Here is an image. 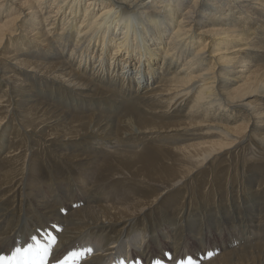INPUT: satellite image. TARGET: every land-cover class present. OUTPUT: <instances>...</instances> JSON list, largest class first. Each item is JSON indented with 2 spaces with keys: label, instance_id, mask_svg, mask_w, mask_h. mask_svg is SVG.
<instances>
[{
  "label": "bare ground",
  "instance_id": "bare-ground-1",
  "mask_svg": "<svg viewBox=\"0 0 264 264\" xmlns=\"http://www.w3.org/2000/svg\"><path fill=\"white\" fill-rule=\"evenodd\" d=\"M32 136L58 159L57 183L71 182L58 174L68 165L90 185L67 216L36 165L23 198L18 153L26 147L35 162ZM233 152L252 160V187L229 202L222 171ZM0 154V203L17 202L0 213V256L41 223L60 227L47 264L73 251L74 264H264V169L248 172L264 163V0H0ZM204 174L218 183L226 174L217 206L199 193L207 221L259 211L245 219L250 243L229 225L195 236L199 216H183L185 200L145 221L162 195L155 187L183 189ZM21 211L29 218L18 227Z\"/></svg>",
  "mask_w": 264,
  "mask_h": 264
},
{
  "label": "rangeland",
  "instance_id": "rangeland-1",
  "mask_svg": "<svg viewBox=\"0 0 264 264\" xmlns=\"http://www.w3.org/2000/svg\"><path fill=\"white\" fill-rule=\"evenodd\" d=\"M3 16H5V15H3ZM21 16H22V19H24L23 24H24V22L26 23V20L28 19L29 16H27V17H25V15L24 16L21 15ZM33 29L36 30L35 27H33ZM24 50L25 51H30V48H27V49L24 48ZM4 53L6 55H8V52L5 51ZM180 61H181V58H179V60L174 59L173 64H175L177 62H180ZM225 82L226 81L223 80L221 82V85L222 84H225ZM8 117L6 119L7 124L8 123H12L11 120L8 121ZM6 128H7V131L5 132V135L4 136L5 137H8V136H10V132H13V130H14L13 129V124L10 126V128H9V126H7ZM30 134L33 135V133H30ZM32 137H33V141H34V143L36 145L35 146L36 147L35 148L36 150L35 149L34 150L37 152L36 153V157H35V162L33 161L34 160V157H32V155L29 154L30 150H28V152L27 151L25 152V150H26L25 148L26 147L25 148L24 147L23 148L21 147L22 149L20 148L21 150L19 149V153H18L19 163L23 161L24 167H26L25 168V171L26 172H24L25 175L23 174L24 177L22 176V179H24V180H23V183L20 185L21 188H22V192L24 194L23 198L26 197V196H28V195H30L31 189H28V186H27L28 183H26V181L28 182V177H29L28 176V173L32 170V166H35L36 165L35 166L36 168H34L35 170H37V172L35 173L36 176H39V177L41 176V178H39V179H44L45 178L48 181L50 180V184L52 185V186L51 185L50 186L53 188V190H55V193L57 195L56 196V201L57 200L59 201L60 204H58V205H59V207H61V209H60L61 211L59 212V215L62 216V217L63 216H67L72 210L75 209L72 205L76 204L77 203V200L82 201V198H81L82 196H84V198H86V199H90L91 198L90 197V194H88V193H90L89 191H82V190H86L87 187L89 188L90 185L88 184L89 186L87 185V187L86 186H83L85 184H83L82 182L78 181L77 178H76L75 172H77V170L74 169L75 167L74 166L73 167H70L68 165L65 167L66 168L65 171H67V174L66 175L65 174L63 175L62 170L58 174H59V176H69L70 179H71V180L70 179L69 180L71 182L69 184L67 183L68 184L67 185L66 184V181L68 179H66L65 180V184H63V185L61 184V182L57 183L58 180L56 179V175H55V171L54 170H55L56 165H59L58 159L55 158L56 156L53 155V152L50 150V148L47 149V148H45L44 146L41 145V142L38 141V137H35V136H32ZM242 148H244V145H241L239 148H237L240 151H236V152H240L241 156H243V154L245 152V150L242 149ZM255 148L257 149V146H255ZM237 149H235V150H237ZM251 149L253 150V148H251ZM235 150H233V151H235ZM236 152H233L232 156L230 157V160H231L230 163L228 165L226 164L225 165L226 168L224 169V171H222V172H225V170L227 168H230V174L227 173V175H229L228 177L230 179L227 181L228 182V185H226L227 186L226 190L224 189V191L223 190L221 191L222 194H221L220 191L217 192L215 190L217 188H220L219 186H220V184L222 182H225L226 181L225 180L226 174H224V175L221 174V181H219L220 183H218L215 179L211 178V176H210V178H208V180L207 179L205 180V178H207V177H206V174H204L203 176H201L199 178V181L195 180V181H191V183L189 181V183H187L184 186L183 189L182 188L181 189H178V188L168 189V188H166V186L165 187L158 186V188L155 187V190H157L158 192L160 191V193H162V195H160V197H159V200L160 201L158 200L159 201L158 204L155 205L154 209L152 208L153 209L152 213H154V214L152 215V217H150L149 219H147L145 221L147 223H150V224L151 223H156L157 222L156 219L159 216L158 213L161 210H164V208H172V206H174V207L177 206L178 207V204L180 202H182L183 200H185V205L186 206L188 205L189 202L191 204H193V206L191 205L190 208H189V210L187 212H185L183 214V216H185V218H187L190 213L191 214L197 213V216H199L198 223L195 226H193V228H192V230L194 231V235L195 236L198 237V233L201 231V228H203V231H205V227H203V226H207V228L210 231L213 228H216L217 226H220V228H223L222 225H225V226L226 225H229L230 228H227V230H229V231L231 230L234 235H236V233H239L240 234V232H241V234L243 235V238H245L244 240L247 243H250L249 234H247V232H248V230H247V222H248V220L246 221L245 219L246 218L253 219V217H256L255 220L258 219L257 216L259 215L258 214L259 211H256L255 210V214H254L255 216H253L252 214L251 215H248L249 214L248 213L249 211L247 209V216L246 215H243V214L235 213L233 215V217L230 216L231 218L228 217L227 220L221 219L220 223H219V219L220 218L216 219V221L214 223H211V222L207 221L206 218L204 217L205 210H206V206L202 207V204H204L203 202H204L205 199H206L207 203H209L210 205H213V206L216 205L217 206L220 203V202H218V198L220 199V197H222V196H220V194L221 195H226L225 193L229 192V196H230L229 202H231V199L233 198V196L235 195V193H238L237 191H239V195L243 197V194L244 193H248V191L250 190L249 188L252 187L251 185H249V183L246 181V179H244V177H246V173H247V171H246V165L250 161L252 162V160L249 159V161H245V163H244V161L242 162V160L236 162V158H235V156H237L236 155ZM1 153H3V152H1ZM25 153H27V155H25ZM52 155H53V157H52ZM23 158H25V160ZM220 160H222V159H219L217 162L219 163ZM253 162L256 164L255 165V168H252V170H248V172L249 171H252V172L255 171V172H257L255 169H264V163H260V161H257V160H253ZM242 163H244V164H242ZM20 166H22V165H20ZM84 172H87V171L85 170ZM84 172H83V174L86 176V174ZM223 176H225V178ZM248 176L249 175H247V177ZM256 176L257 175L255 174V177ZM29 178L31 179V177H29ZM52 181H55V182H52ZM72 182H73V184H72ZM199 184H200V186H199ZM258 185L259 184L256 183L255 184V187H258ZM109 186L115 188L116 184L114 183V185H109ZM108 189H110V188H104V190H105L106 193L109 192ZM162 189H163V192H161ZM178 190H180L181 192L178 191ZM157 191H156L155 195H157V193H158ZM175 191H177V192L174 193ZM193 191H194V193H193ZM73 193H75V195ZM168 193H170V194H168ZM199 193H200V195H203V202L198 201V200L201 199V197L199 196ZM30 197H32V194H31ZM188 197H190V198H188ZM223 197H225V196H223ZM75 198H77V199H75ZM17 199H18V196H17ZM11 200H12V203H17L14 199H11V198H9L5 203H0V207H1L0 208V213L2 212V208L3 207H11V209L13 208V206H11ZM225 200H227V199H225ZM101 203H103V202H101ZM104 203L105 204L106 203H109V201H105ZM2 204H5V205H2ZM87 204H88V202H84V204H81V205L87 206ZM186 206H185V209H186ZM211 207L212 206H209L208 207V210H211L212 211L213 208H211ZM17 209L18 208L15 209V213L18 212V211H16ZM152 209H150V210H152ZM256 213L258 214L257 216H256ZM242 216H244V218H241ZM251 216H253V217H251ZM15 218L16 219H19L18 227H20L21 224H22V222L24 221V219L25 218H29V214H25L23 211H21L19 215H16L15 216ZM15 218L13 220H15ZM202 218H203V220H202ZM31 219L32 220H35V217L34 218L32 217ZM57 223H59V222H57ZM13 224H14V221H13ZM15 224H16V222H15ZM68 224L69 223L65 220L63 222V227L64 228H67L68 227ZM41 226H42L41 223H37L35 226H32L31 229L30 228H24L23 230H19V232H17V237H16V242H17L16 244L19 245L18 247L19 248H26L28 246V244H30V243L33 242L32 240L31 241H27V239H26L27 238V233L28 234H30V233L33 234L34 237H36V239L41 240L42 242H46L47 236L49 234H51L52 236H55L56 237V243H55L54 247L52 248V252H53L55 250L56 244L58 243L59 236H58V233L57 232L60 230V227H54V232H53L52 230H47V231L46 230H43V226L42 227ZM27 229L29 230L28 232L26 231ZM11 230H12V227H10V229H9V232L10 233H11ZM13 233H14V231L11 234H13ZM177 233H178V231L175 232V234L173 235V238L174 237H177ZM171 255H172V251H171ZM49 259H50V257H48L47 263H48Z\"/></svg>",
  "mask_w": 264,
  "mask_h": 264
},
{
  "label": "snow or ice",
  "instance_id": "snow-or-ice-1",
  "mask_svg": "<svg viewBox=\"0 0 264 264\" xmlns=\"http://www.w3.org/2000/svg\"><path fill=\"white\" fill-rule=\"evenodd\" d=\"M32 241L26 248H17L10 257L0 256V264H47V259L56 243V237L49 234L46 242H42L36 237H32ZM87 251L91 252L92 249L89 248ZM77 255L75 251L70 252L60 261V264H74ZM121 264H125V262L121 261ZM134 264H139V262H134ZM154 264H162V262L156 260ZM176 264H198V261L189 256L177 260Z\"/></svg>",
  "mask_w": 264,
  "mask_h": 264
}]
</instances>
